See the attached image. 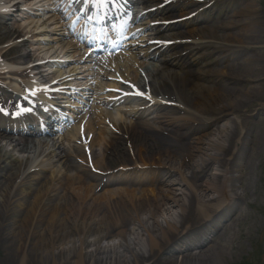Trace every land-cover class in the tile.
<instances>
[{
    "label": "bare ground",
    "instance_id": "6f19581e",
    "mask_svg": "<svg viewBox=\"0 0 264 264\" xmlns=\"http://www.w3.org/2000/svg\"><path fill=\"white\" fill-rule=\"evenodd\" d=\"M192 1L194 0H144L147 10L145 15L151 14L150 17H152L147 22V26L157 36V39L168 41L165 51L170 52V54L164 53L161 48L149 47L143 49L144 51L142 49L137 51L138 53L135 55L131 52L127 57L122 58L132 61L130 69L134 75L133 78L137 77L140 69L149 63L150 59H158L160 64L149 63L144 68L146 76H152V82L148 85L151 96H160L167 101H175L180 105L188 106L190 109L193 107L197 112L206 114L207 119H224L225 125L230 123L232 114L235 117L240 116L238 125L227 127L226 144L221 139L216 143L210 142L208 144L197 139V142L207 145L204 149L211 148L220 151L208 159H203L202 166L199 167L198 162L190 164L189 159L193 160L194 150H198L200 147L194 146L193 143L196 140L191 137L188 142L185 141L188 140V132L189 136L200 132L199 128L202 122L199 119L192 121L190 119L189 121L173 119L170 121L173 124L171 129L151 128L146 123L147 121L143 122L139 119L141 114L137 110L129 109L126 111L133 119L129 125L114 121L112 113L104 112L102 115H98L100 119H97L98 123L95 126L91 127L90 121L88 122V131L92 134L95 132V134L90 135L92 138L90 141L92 146L90 145V147L105 144L106 161L110 159V154L116 156V161L122 166L117 175L124 176L117 179L126 186L121 194H108L107 196L104 192H100L109 184L108 177L115 173L99 179L86 166L76 164L73 156L62 149L59 141L55 139L52 140L50 146L60 151L55 152L53 159L63 163L61 170L76 171L79 174L78 180L68 179L64 172L56 171L52 163H40L32 170L25 171L27 160L15 158L1 146L3 141L12 142L15 144V150L20 149L22 152L30 154L33 146L36 145L35 139L37 137L41 139L43 136H50L57 131L52 121L43 124L44 128H41V124L39 126L32 125L11 134L0 130V175L5 176V181L0 187V214H12L14 212L21 222L11 223L13 224L12 229L18 228L22 231L21 235H18L19 242L12 241L16 243L17 250L20 251V260L16 264H29L28 254L30 253L28 252L33 255L30 259L32 262L37 260V263L46 264L45 252L52 248L53 251L49 254L50 264H145V262L150 261L151 257H156L155 244L159 251L164 246L165 248H176L174 244L177 242L183 244V248L178 249L182 256L181 264H222L223 260L228 261L229 251L228 248H225L228 241L222 238L217 243L206 245L202 251L195 249V252H189V237L196 232L198 233L200 228L208 227L210 230L212 225L216 226L218 213L216 210L205 209L195 193L187 195L182 187L188 183L191 187L198 179L206 175V188L199 190L203 192V197L211 202L216 198L212 195L214 193H220L218 198L225 196L227 187L232 186L230 184L232 177H226L227 173L221 174L224 169L216 168L214 165L211 168V173L206 171V168L210 161L225 167L228 162L230 165H234L237 161L245 158L246 165H248L251 156L247 157V154L258 143V138L255 137L254 141L249 142L246 137L241 136L239 125L245 129L248 124V121L243 120L242 114L248 113L255 116L254 110L242 112L244 107L241 106H245L247 102L252 104L260 100L264 102V97L248 91L247 96L252 98L256 96V99L246 101L245 104L242 103L243 99L239 95L243 91V79L248 81L260 80V76H255L252 80L250 79L251 74L241 71L231 72L230 70L235 66L236 60L230 63L226 70L204 69L200 66V56H198L197 50L201 47L219 51L220 49H232L229 43L242 36L243 30L253 29V23L259 22L260 15L256 5L252 3L246 10L233 8L232 18L222 26L196 27L193 26L190 19L183 18L184 16L189 17V6L193 3ZM154 6L158 7L156 11L151 10ZM5 7L7 6L4 5L3 7L5 11L10 9V5ZM29 21L30 23L34 22L33 20ZM7 27L8 30L5 31V34L11 38L14 36V30L9 25ZM230 28H234L235 32H232ZM237 32L239 33L236 34ZM60 35L62 36L64 33ZM23 42L25 41L23 40L19 44L15 42L1 45L0 55L3 56L11 49L16 50ZM257 43L258 37L252 34L251 38L242 40L238 47L241 50H248L249 46L252 47ZM41 50L42 47L37 49L39 53ZM37 51H35L36 54ZM30 55L27 52L19 53L15 56V60H23ZM226 57V51L222 50L220 59L223 60ZM138 58L143 59L139 60ZM238 62L243 66L249 65V62H256L257 66H261L263 59L256 53H249ZM178 63L182 68L175 70L173 64ZM58 65H62V63H58ZM38 67L27 64L15 66L5 62L0 65V74H6V77L9 78L12 75L27 74L28 70H37ZM121 71L126 77L125 79L131 76L128 70ZM215 81L233 83L231 86L227 83L225 87H222V92L226 96H231L230 98L220 96V89L210 85L211 82ZM14 89L21 91L19 85H15ZM37 98L46 100L44 91L40 92ZM112 104L116 106L115 102ZM152 107L158 110L157 104ZM262 109L264 110V104L258 108V110ZM118 110L119 108H116V111ZM250 116L247 115L246 118ZM103 122L110 123L112 130L106 129L102 125ZM84 129L85 127H77L71 136H77ZM185 129H187V133L182 132ZM45 138L43 137L47 143ZM47 144L49 145V143ZM128 150L129 152H127ZM136 152L140 156L133 158L132 156ZM213 157L218 158L215 160ZM155 160L154 167L162 165L166 161L173 168H176V165L179 166V170L187 168L185 173L180 171V178H174L168 175L173 171L164 170L162 175V166L158 168L159 170L151 166ZM112 163L113 161H111ZM139 164H148L151 167L146 170L138 169ZM156 176L158 180L162 181V184L166 183L171 187L165 189L163 194L155 197H149L150 195L145 194L147 193L145 190L140 189L143 193L137 191L143 181L149 179L154 181ZM174 187L181 188L173 189ZM201 187H203L202 184L199 185V188ZM207 190H210L212 194H207ZM61 192L63 195H60ZM238 197L241 196L238 195ZM236 206L233 203L231 210H234ZM162 207L166 208V217L163 216L161 221L158 218L155 220V214L159 211L162 212ZM146 208H150L148 210L149 215L143 222L138 218V214ZM150 219H154L152 228L147 225ZM23 223L26 226L25 229L21 227ZM131 223L134 226L128 230ZM2 224L8 225L9 223L3 221ZM178 224L181 229L177 227ZM47 226L53 230V232L48 231L50 232L48 239L46 238L48 232L45 231ZM238 226H240V222ZM155 234H160L162 238L157 239ZM76 235L80 245L79 248L76 244L72 246L73 248L76 247V251L74 250L71 260H68L69 256L64 260L57 258L54 250V248L57 249L55 245L65 242L66 239L72 240V237L77 242ZM144 235L148 236L150 254L155 252L153 255L147 256L142 251ZM39 237H45V242H52V246L39 245L37 250L40 252L33 251L31 246L38 245L37 242H43L38 240ZM86 242L87 245L85 246ZM204 245V242H199L200 247H204ZM58 248V255L61 257L65 251H72L71 247L64 245H59Z\"/></svg>",
    "mask_w": 264,
    "mask_h": 264
},
{
    "label": "rangeland",
    "instance_id": "374dc122",
    "mask_svg": "<svg viewBox=\"0 0 264 264\" xmlns=\"http://www.w3.org/2000/svg\"><path fill=\"white\" fill-rule=\"evenodd\" d=\"M5 0H0V5L5 4L6 6L9 5L8 2H2ZM9 1V0H6ZM20 1L19 7L20 8H27V11L24 10L19 12L18 14H14L15 17H9L6 18L5 25L2 26L3 31L5 30L6 25H9L14 32V36L16 37L18 35H22V37L27 38L28 40H25V43L17 50H22L24 52H27L29 49V52L37 51L39 47H42L41 50V57H52L53 58H60L71 61L70 64H68L70 67L68 70L70 71L73 68H76L75 76L79 79L76 81H81L83 83L86 82L85 85L90 86L91 85V91L87 98V102L85 103L82 111L77 115L76 121L78 123L79 115H86L88 117H91L90 120V126H95L97 123L96 117L98 116L96 112V107L102 108V110L105 108L103 104H100V101H104L108 96L114 95L116 97H126L131 96L132 99H129L124 104H121L119 106V111L115 112L113 110L112 118L116 122H120L121 124L129 125L133 122L131 119V116H127L124 113L129 109L137 110L141 116L139 119L143 120V122H146L151 126V128H159L164 127L171 129L173 127V124L170 123L173 119L178 120H187L189 121V118H198L202 125L200 126V132H197L194 136L196 142L194 143L195 146L200 147L198 150H194V153L192 155V159H189V163L193 164L198 162L199 165H201L203 159H208L210 156H214L216 153L218 154L220 151L209 149H204L210 142L216 143L218 142V139H223V142H225V135H226V125L225 121L222 120H210V119H204V116L199 113H196L193 111V109H190L188 106L180 105L177 102H170L163 98L151 96L150 91L148 88V83L150 84L152 81V76H144V68L148 66L149 63H152L154 65H157L156 61L150 60L149 63L145 64L142 69H140V73L137 74V77L132 82L124 81L125 83H117L119 84V87L117 88V85L115 84V81L118 82L119 78L116 75H113L112 70H109L111 73H105V71L108 68L114 67L113 65L107 66L103 62L99 61L97 70H95L93 65H89V63H78V60L82 57V47L77 44V42L69 36H60L59 33H65V22L60 18V15L57 13L50 11V8L52 7V0H17ZM26 1V2H25ZM8 3V4H7ZM254 3L257 8V12L259 13V22L253 23V29L251 30H243L242 36L237 38V40L231 41L229 43L232 46V49H220L218 50H203L201 49L199 51V56L201 55V65L205 69H228L227 66L230 63H234L233 69H231V72H245L250 75V79L253 80L255 76H260L264 79V0H215L214 5L212 9L206 10L203 12V16L199 15L200 17L194 19L195 23L198 25L206 24L208 21V24H211V26H216L219 24H223V22L226 21V19H229L231 16L232 8H238V9H246L249 5ZM230 10V14H227V12ZM27 12V13H26ZM6 16V15H5ZM24 16V18H23ZM21 18V20L19 19ZM29 20H33V23H30ZM25 22V23H24ZM25 25H27V28H25ZM8 30V27L6 28ZM25 30V31H23ZM44 30V31H43ZM230 30L235 32L234 28H230ZM42 31V32H41ZM27 32V34H26ZM55 32L57 34H55ZM237 32L236 34H238ZM252 34H255L258 37V43L253 45L252 47L249 46L248 50H241L239 49L240 42L245 38H251ZM4 35V33H3ZM2 35V38H4L3 43H13L14 40H10V36L5 34ZM11 35V34H10ZM27 35V36H26ZM232 36V35H231ZM51 38V43L48 45L37 44V38ZM55 37V38H54ZM147 41L145 42V47H150L153 45L152 43L156 40L154 37L150 35L144 36ZM143 37V38H144ZM234 38V36H232ZM52 38H54L55 41H52ZM60 38V39H59ZM10 40V41H9ZM240 41V42H237ZM144 42V41H143ZM221 44V43H220ZM242 46V45H241ZM237 49H235V48ZM242 48V47H240ZM222 50L226 51V58L221 60L220 59V52ZM14 50H10L8 52V56L12 57ZM32 52V53H33ZM239 52V53H238ZM249 53H256L263 59V64L261 66H257L256 62H249V65L243 66L238 61L242 60L243 57L248 55ZM34 55V54H33ZM38 55V54H37ZM54 56V57H53ZM28 59V58H27ZM82 59V58H81ZM84 59V57H83ZM106 60V59H105ZM12 61H8V63H12ZM27 60H24L23 63H25ZM107 61V60H106ZM118 61V60H117ZM17 63V61H16ZM239 63V64H238ZM120 64V61L118 62V65ZM124 64V63H122ZM116 65V67L118 66ZM214 66V67H213ZM128 65H120L118 69L121 68H128ZM174 69L179 70L181 68V65L174 64ZM51 71L54 70L50 69ZM48 71L47 75H52L55 73ZM251 72V73H250ZM61 73L58 72L57 76ZM253 73V74H252ZM19 78V77H17ZM20 79V78H19ZM21 79H26V76H24ZM29 77L27 76V80ZM145 79V80H143ZM251 83L247 80H243V91L240 93L239 97L242 98V103H246V101H251L252 99H256V96L254 98L247 96L248 91H252L253 93H256L255 95L264 97V80L255 81L253 80ZM229 85H233L232 82H227ZM226 84L215 82L211 83V85L219 86L220 89ZM12 86V85H10ZM255 87V88H254ZM223 91V90H222ZM223 93V92H222ZM224 94V93H223ZM224 96H226L224 94ZM227 98H230L231 96H226ZM154 104H157L158 110L154 109L152 106ZM264 104L263 101H257V103H248L243 109H248L249 112L254 110V115L256 114V111L260 106ZM181 109V110H180ZM247 115H251L250 117L246 118ZM119 116L120 119H117ZM85 118V117H83ZM242 118L244 121H248V128H249V135L253 137L252 141H254V138H258V143L253 146V150L247 154V157L251 156V160H249L248 165H246V158L237 161L234 165H229L228 168L224 167L226 171H228L229 176L232 177V181L230 184V192L229 195H233L235 192L243 193V200L241 201V204L239 206V210H236L233 214L230 216L227 215L226 218L229 220L227 221L228 225L223 226L224 228H228L233 224V220L235 218H238V223L240 222V226H238V223H235L232 228L229 231H225V237L224 239L227 240V245L225 248H228L229 255H228V261L223 260L222 264H236L239 263L243 258L250 259L252 257L253 260H259L261 264H264V110H261L259 114L256 116H253V114H242ZM82 120V118H80ZM240 121V116L238 117H232L230 120V123H228L227 126L231 127L234 125H238ZM76 124V123H75ZM103 124V123H102ZM104 126L107 129H110L111 126L106 123ZM240 127V125H239ZM70 127H67V130ZM66 130L63 131L62 134L58 133L53 135V138L55 140H58L61 143V147L65 148L67 152L72 154L74 157V161L76 164L84 165L85 162L81 157L79 156L81 149L78 145H76L75 140H69L66 137ZM182 132L187 133V129L183 130ZM88 134V130L85 132V135ZM146 135V134H145ZM187 138L189 141V132L187 133ZM203 140L206 144L202 142H197V139ZM39 145L43 142L42 139H39ZM1 146L5 148L7 151H9L15 158H21V159H28L29 166H33L35 162L33 161L37 159V161L45 160L47 158L50 159V156L48 155L51 151V155L55 154V152H58V150H52L50 148V145H47L44 143L41 148L39 149L40 152L35 155H28L24 152H22L20 149H14V143L3 141L1 143ZM99 148V146H94L92 148V156L94 157L93 161V168L97 170L96 172H100L97 175L99 179H103L104 176L114 174L108 177L107 181L109 184L101 190L100 193H105L107 196L108 194H114L118 195L123 192L124 184H121L122 182L118 180L117 178L124 177L122 175H117L118 172H120L121 163L116 161V156L110 154V159L106 161L105 155H100L98 153L97 158L95 157V149ZM103 149V148H102ZM250 149V148H248ZM129 152V150L127 151ZM135 152V151H134ZM99 156V157H98ZM140 156L137 152L132 156L133 158H136ZM200 158V160H199ZM215 160L218 157H213ZM113 163L111 164V161ZM36 161V162H37ZM156 160L153 161L151 166H155ZM209 173H211V166H217L218 163H214L213 161H210L209 163ZM54 165L56 167L61 168L63 163L54 162ZM137 166V165H136ZM148 164H139L137 166L138 169L146 170L148 167H151ZM162 166V167H161ZM161 167V173L164 174V170H171L173 171L171 174H168L170 177H179L180 178V171L185 173L186 168H183V170L178 169V165H176V168L171 167V164L169 162L164 161L162 165H157L156 169ZM117 169L116 171H114ZM173 169V170H172ZM159 170V169H158ZM113 171V173H112ZM65 176L67 178H74L78 179V173L76 171H65ZM123 172V171H122ZM104 173L103 175H101ZM153 173V172H152ZM154 174V173H153ZM116 176V177H114ZM5 181V176L0 175V187L3 185ZM207 176L204 175L202 178L198 179L196 183L192 184L190 183L191 187H189V183L182 188L185 190L186 194L189 195L191 193H195L197 195V198L200 200V202L204 205L207 209H214L217 208L218 201L209 202L206 198L203 197V192H200L199 190L202 188H206L207 184ZM202 184L203 187L199 188V185ZM170 185H166V183L162 184V181L158 180L157 176L152 180L143 181L141 185H139V189H137L138 192H142L140 189L145 190L147 195H150L149 197H155L156 195L163 194L165 189L170 188ZM193 187V188H192ZM181 187H174L173 189H179ZM208 191V190H207ZM180 193H183L182 191H179ZM143 193V192H142ZM139 194V193H137ZM207 194H212L209 190ZM60 195H63L61 192ZM213 195V194H212ZM218 197V194L216 195ZM209 203V204H208ZM228 203V202H227ZM226 203V205H227ZM225 205V204H224ZM150 208L143 209L139 212L138 218L144 222V219H147V215H149L148 210ZM166 208L162 207V212L159 211V213L155 214V220L158 218L159 221L163 220L162 218L166 217ZM179 211V210H178ZM161 213V214H160ZM13 214V215H12ZM12 214H0V264H16L20 260V251L17 250V245L15 242H19L18 235H21V232L18 228L12 229L11 226L13 222H19L18 216H16V213ZM164 216V217H163ZM27 217V215H26ZM9 223L8 225L2 224ZM154 222V219H150L148 222V226L152 228V224ZM137 224V222H136ZM23 223L24 229L26 226ZM134 224H130L128 230L133 227ZM136 226V225H135ZM46 227V225H45ZM177 227L180 228L179 224ZM23 229V230H24ZM53 232L51 228L47 226L46 232L48 231ZM226 230V229H225ZM55 232V231H54ZM50 232L47 234V239L50 237ZM147 234V232H144ZM157 239H161L162 236L160 234H155ZM10 237H13L14 239H10ZM74 240V237H72ZM129 238V237H128ZM147 235H144L143 239V246L142 251L147 256L153 255L156 252V257H151L150 261L145 262V264H181L182 256L180 255L178 249L174 251L173 248H165L162 247L158 251V246L155 244V252L150 254V247L149 242H147ZM77 242H71L72 240L66 239L65 242H61L58 245H55L57 249L54 248L57 258L64 260L67 256H69L68 260H71V256L74 253L75 248L72 246L76 244V246L79 248L80 242L78 241V236L76 235ZM198 239V238H196ZM195 239V240H196ZM38 240H42L43 242H37L38 245L31 246L33 251L40 252L37 250V247L39 245H51L52 242H45V237H39ZM15 241V242H12ZM68 241V242H67ZM160 243V242H156ZM226 243V242H223ZM182 242H177L174 244L177 248H183L181 245ZM59 245H64L65 247H71L72 251H65V253L61 256L58 255L59 252ZM87 245V242L85 246ZM30 248V247H29ZM29 248H27V251H29ZM18 252H17V251ZM91 250V249H89ZM154 250V249H153ZM53 251L52 249H49L46 253V264H50V252ZM76 251V250H75ZM85 252V251H84ZM28 263L29 264H40L37 263V260H33V262L30 260L33 256L31 252H28ZM112 253V251H110ZM176 260V261H175ZM175 261V262H174ZM43 263V262H42ZM111 264V263H108ZM116 264V263H112Z\"/></svg>",
    "mask_w": 264,
    "mask_h": 264
}]
</instances>
